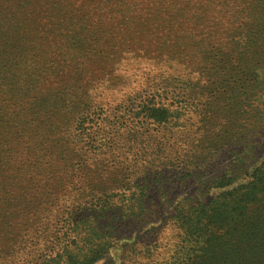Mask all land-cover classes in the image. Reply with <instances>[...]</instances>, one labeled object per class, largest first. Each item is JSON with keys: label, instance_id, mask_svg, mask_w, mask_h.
I'll return each mask as SVG.
<instances>
[{"label": "trees", "instance_id": "obj_1", "mask_svg": "<svg viewBox=\"0 0 264 264\" xmlns=\"http://www.w3.org/2000/svg\"><path fill=\"white\" fill-rule=\"evenodd\" d=\"M124 1L20 0V13L15 16L16 9L11 16L12 28L20 29L22 45L34 48H51L60 36L63 44L62 39L67 40L72 30L83 31L88 29L86 24L94 25L92 33L96 31V36L90 40L99 44L100 59L90 63L82 60L80 75L71 68L69 56L63 60V86L83 82L77 86L79 99L75 102L81 113H77L74 124L67 123L73 126L69 130L71 138L53 146L50 142L47 148L41 147V140L36 141L20 150V158L0 168L8 175L14 164L21 162L29 168L30 180L24 202L29 212L21 221L20 231L14 236L8 232L5 238L0 233V264H264V158L245 167L249 135L241 126L235 123L238 129L232 130L220 126V139H209L206 147L197 139L196 147L203 149L221 141L227 148L244 144V149L233 153L235 166L243 167L230 166L209 175L205 169L210 168L211 159L207 160L204 152H192L195 156L186 155L185 159L178 150L183 138L175 137L179 132L175 128L187 125L192 118L190 102L175 90L159 85L146 96L147 101L137 103L135 112H131L133 108L127 110L129 106L124 108L125 104L117 101L120 97L106 93L114 105L108 110L102 104V84H98L114 72L107 69L109 65L116 72L121 67L116 63L124 66L127 56L135 54L138 36L149 39L145 54L154 73L147 79L155 81L172 68L173 77L178 78L183 52L200 50L205 44L215 47L220 39L213 34L228 32L237 27L234 25L241 27L245 19L241 18L240 7L251 0ZM246 7L250 16L256 14L250 18L255 19V25L248 36L264 40V0H254ZM127 12L134 14L130 17ZM246 44L250 52L255 50L253 40L246 39ZM227 46L228 42L223 44V48ZM263 71V64L259 71L250 67L241 70L232 86L220 73L218 81L226 83L224 90L229 85L233 94L241 92L233 98L234 103L232 99L228 103L237 109L235 103H242L247 112H255L254 105L264 101ZM220 96L227 102L224 91ZM208 105L200 119L197 115V122H206L215 112V106ZM217 111L225 117L222 108ZM258 113L256 110L253 117ZM140 122L150 128L139 132L135 126ZM143 134L149 140L147 145L140 143ZM253 146L248 151L252 152ZM115 168H120L118 175L109 176ZM186 174L216 192L206 200L187 194L171 201L162 223L167 225L169 236L162 234V240H155L162 228L156 227V222L145 228L160 216L155 207L163 200H156L154 191L161 190L168 177L183 178ZM51 216V225H45ZM31 220L35 224L29 227ZM140 229L143 233L138 234ZM15 237L30 241L24 259L19 260L20 254L16 253ZM34 243L42 245L45 252L33 255ZM147 243H151L150 248L141 254L138 248ZM6 254L13 258L1 260Z\"/></svg>", "mask_w": 264, "mask_h": 264}, {"label": "rangeland", "instance_id": "obj_2", "mask_svg": "<svg viewBox=\"0 0 264 264\" xmlns=\"http://www.w3.org/2000/svg\"><path fill=\"white\" fill-rule=\"evenodd\" d=\"M122 1L125 2L124 0ZM252 1L254 0L242 3L243 7H240V9H243L241 18L245 19L242 20L241 27L234 25L237 27L232 28L228 32L223 30L213 34V37L220 39V42L215 47L205 44L200 50L194 52L186 50L183 52L180 57L183 66L178 78L173 77L172 68L158 79L156 78L155 81L147 79L148 75L154 73L152 71L153 67H151L153 64L148 63L145 54L147 53L145 44L149 39L138 36V48L134 46L135 54L127 56L124 66L120 62L116 63L117 66H121L116 72L109 65L107 69H112L114 72L98 83L99 85L102 84L103 87L100 90H104L102 94L104 107L111 110L114 107L111 97L107 95L110 94L113 97H120L117 101L123 102L125 104L124 108L129 106L127 110L133 108L131 112H135L137 103L147 101L146 96L151 95L152 89L157 88V86L161 85L169 90H175L176 94L178 93L185 101L191 103L189 104V106L191 105L190 115L192 116L193 114L187 125L183 124L184 126L175 128L176 131H179L175 137L183 138L180 144L182 148H178L182 158L187 159L186 155H192V152H204L208 158L207 160L211 159L209 160L211 161L210 168L205 169V172L210 171L209 173L211 174L209 175L223 171L230 166H235L236 159L233 153L239 151V149H244V144L238 148H227L226 143L221 141L216 144L211 143L207 148L203 149L201 147L197 148L196 143L197 139L200 138L203 141L200 145L206 147L209 144V139L215 141L220 139L218 136V131L221 130L220 126L229 127H224L226 129L223 130L238 129L235 127V123H237L241 126V130L246 135H249L247 140L249 146L245 150L247 153L245 167L250 168L258 164L264 158V101L261 100L263 104L260 101L254 105L255 112L256 110L259 112L255 117H253L255 112L253 111L251 114L247 112V107L242 105V103L240 105L235 103L238 109L228 103L231 99L232 101L230 102L234 103L235 100L233 98L241 94L240 91H235L233 94L232 90L234 91V89L230 87L232 86V81H237V78L241 76L242 73L240 71H247L249 67L259 71V66L261 64L264 65L263 39H250V32L254 31L255 25V19L250 18L256 14L250 16L246 5ZM14 4L17 6L14 7ZM128 7L131 9L130 5ZM133 9L135 8L133 7ZM14 11L16 12L14 13ZM13 13L15 16L20 13V0H0V168H3L7 163L12 164L13 160L17 159V156L20 158V150L23 147L35 145L36 141L39 142L41 140L43 142L41 147L47 148L50 142L51 146H53L56 143H64L68 140V137L71 138L69 130L73 129V126H69V124H74V121L78 119L77 113H81L78 107L76 108L75 103L79 99L77 86L82 85L83 82L78 80L77 83L63 86L65 81L63 76L66 73V62L63 60L69 56L71 68L75 74L80 75L82 60L90 63L91 61H96V58L100 59V55L97 53L99 44L97 42L92 43L90 40L92 35L96 36L94 34L96 31L92 33V26L94 27V25L86 24L88 29L83 31L72 30L67 36V40L62 39L63 44H61L62 37L60 36L52 43L54 46L51 48L48 46L46 48L42 46L34 48V46L22 45L19 27L12 28L11 26L14 23L11 19ZM133 14L127 12V16L131 17ZM73 27H70V29ZM258 33L257 37L260 38ZM248 34L250 35L248 36ZM236 36L237 38L233 39L235 42L230 44V39L232 40ZM246 39L254 41L255 50L253 52H250ZM227 42L228 46L223 48V44L225 45ZM165 47L161 51H164ZM113 56L114 54L109 57L112 58ZM108 63L111 64L110 62ZM220 73L224 75L223 78L227 79V83H231L230 86H227V91L223 88L226 83L218 81ZM263 73L264 71L262 76H264ZM222 91L228 97L227 102L222 100L223 98L220 96ZM207 101H211L210 103L215 106V112L210 113L211 115L206 122H197V115L200 119L202 110L209 109V107H206L208 105ZM221 108L225 117H222L220 112L217 111V109ZM143 123L145 122L137 123L135 129L139 132H144L150 128L149 125ZM145 136L143 134L140 140L143 142L140 143L147 145L149 140L146 141ZM51 139L54 140L52 141ZM252 144L254 146L252 152H250L248 150ZM61 153L60 151L58 152L59 155ZM171 156L172 154L167 159ZM101 160L102 157L98 161ZM176 162L179 163L178 161ZM105 163L111 169L110 162L105 160ZM196 164L194 163L193 165L195 166ZM244 165L241 166L240 164L235 167H243ZM119 171L120 168H115L108 175H118ZM6 173V171L2 172L0 169L1 238L7 237L8 232L11 233L10 236L19 232L21 221L29 212L24 204L25 197H28L25 196V193L30 192L26 190V187L30 185V180L27 179L29 168L26 169L21 162H16L12 172L8 175H5ZM170 177L166 179L161 190L154 191L156 200H163L161 205L156 202L157 207H155L159 211L160 216L155 217V221L152 219L150 223L145 224V228H148L156 222V227L162 228L161 231H157L159 236L155 238V240L159 241L163 239L162 234L169 236L170 233L167 230V225L162 223L165 213H168V209L171 206V201L187 194L206 200L216 192L200 185L189 174H186L183 178ZM161 193L166 194V196L162 197ZM74 196L77 197L76 192ZM37 218L36 216V221ZM48 218L50 219L45 225L50 226L53 217ZM34 224L35 221L31 220L28 226L32 227ZM140 230L137 232L138 234L140 232L143 233V230ZM13 243L17 248V255L20 254L19 260L24 259L27 255L25 254L27 247H30V241L15 237ZM150 244H143L138 248L141 254L146 253L145 251L150 248ZM31 248L34 249L32 253L35 256L45 252V248L42 245L38 247L34 243ZM4 257H7L8 260L13 258L11 255L6 254L2 256L1 260Z\"/></svg>", "mask_w": 264, "mask_h": 264}]
</instances>
